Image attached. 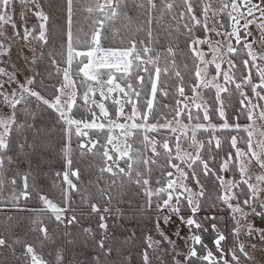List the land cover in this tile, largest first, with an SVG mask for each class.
Masks as SVG:
<instances>
[{
	"label": "snow or ice",
	"instance_id": "snow-or-ice-1",
	"mask_svg": "<svg viewBox=\"0 0 264 264\" xmlns=\"http://www.w3.org/2000/svg\"><path fill=\"white\" fill-rule=\"evenodd\" d=\"M256 218L264 0H0V264H264Z\"/></svg>",
	"mask_w": 264,
	"mask_h": 264
},
{
	"label": "trees",
	"instance_id": "trees-1",
	"mask_svg": "<svg viewBox=\"0 0 264 264\" xmlns=\"http://www.w3.org/2000/svg\"><path fill=\"white\" fill-rule=\"evenodd\" d=\"M156 15H157V16L159 15V10H157ZM162 26H163V22L158 20V21L156 22L157 31H162ZM93 179H95V177H93ZM95 195H99V193H95ZM77 199H78V198H77ZM99 203H101V204L104 203L103 198H101V199L99 200ZM187 214H188L187 212L184 213V215H187ZM207 214H215V213H207V212H205V213H201L200 215H207ZM225 215H226L225 213H220V214H219V218H220V221H221V222L224 220ZM92 226H93V227L96 226V224H95V219H93V221H92ZM147 227H148V225H146L144 222H142V221L140 222V227H139V230H140V231H145V230H147ZM119 231H120V232L125 231L124 227H123V226H119ZM33 242H34V243H37V241H35V240H33ZM137 246L139 247V242H138V245H137ZM38 250H39V249H38ZM43 251H44L45 255L47 256L48 249H47V248H44ZM137 259H139V258H137ZM21 264H22V261H21Z\"/></svg>",
	"mask_w": 264,
	"mask_h": 264
},
{
	"label": "rangeland",
	"instance_id": "rangeland-1",
	"mask_svg": "<svg viewBox=\"0 0 264 264\" xmlns=\"http://www.w3.org/2000/svg\"><path fill=\"white\" fill-rule=\"evenodd\" d=\"M34 21H30V23H32ZM255 225L257 227H264V222H261L260 218H256L254 221ZM179 225V222L177 221V226ZM175 227V226H174ZM182 227V226H181ZM188 230L187 229H183L182 231V235H184V233H186ZM173 239H177L174 235L172 236Z\"/></svg>",
	"mask_w": 264,
	"mask_h": 264
}]
</instances>
